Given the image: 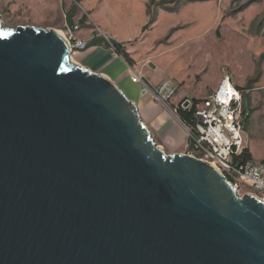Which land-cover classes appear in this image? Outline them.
Wrapping results in <instances>:
<instances>
[{"label": "water", "instance_id": "water-1", "mask_svg": "<svg viewBox=\"0 0 264 264\" xmlns=\"http://www.w3.org/2000/svg\"><path fill=\"white\" fill-rule=\"evenodd\" d=\"M61 33L0 18V264H264V203L166 155Z\"/></svg>", "mask_w": 264, "mask_h": 264}, {"label": "rangeland", "instance_id": "rangeland-1", "mask_svg": "<svg viewBox=\"0 0 264 264\" xmlns=\"http://www.w3.org/2000/svg\"><path fill=\"white\" fill-rule=\"evenodd\" d=\"M75 4L72 27L78 28V38L117 41L134 60L131 72L144 78V85L132 89L140 88L141 118L166 155L190 150L183 139L188 138L187 130L174 111L180 100L208 98L230 77L238 88L252 82L242 91L248 111L243 136L253 160L264 158V0H0V18L8 29L64 33L67 26L72 29L66 15ZM100 47L109 50L93 46L75 51L73 57ZM165 80L174 81L180 90L168 103L158 101L152 91ZM236 185L241 196L254 193Z\"/></svg>", "mask_w": 264, "mask_h": 264}, {"label": "built area", "instance_id": "built-area-1", "mask_svg": "<svg viewBox=\"0 0 264 264\" xmlns=\"http://www.w3.org/2000/svg\"><path fill=\"white\" fill-rule=\"evenodd\" d=\"M72 29L67 26L63 35L73 54L87 50L94 36L84 40L76 36L77 27ZM130 77L133 84L144 85L142 75L130 72ZM152 91L158 101L168 103L178 94L179 86L172 80H165ZM243 100V92L230 77H225L208 98L185 99L177 108L192 113V126L182 122L189 138L188 154L211 164L235 188L238 189L236 184L239 183L253 190L252 194L264 196V160L254 162L242 158L246 148L241 111ZM177 108L174 109L176 114Z\"/></svg>", "mask_w": 264, "mask_h": 264}, {"label": "crops", "instance_id": "crops-1", "mask_svg": "<svg viewBox=\"0 0 264 264\" xmlns=\"http://www.w3.org/2000/svg\"><path fill=\"white\" fill-rule=\"evenodd\" d=\"M73 60L75 63L79 64L80 66L88 68L94 73L102 74L104 76L111 78L115 82V84L119 87V89L131 100V102L134 103L138 108L140 107V104L142 102L141 100L142 97L140 95V88H138L137 91L132 90L135 87L134 86L135 84L132 83L130 77L131 69H134L136 67L135 66L132 67L129 64L125 63V61L116 53V51H114L113 49L103 50L101 49V47L95 48L84 55H79L78 59H75L73 57ZM217 89H215L212 92V94H214L217 91ZM185 99L195 100L193 98L185 97L182 98L180 102H182ZM180 122L182 123V121ZM183 139L186 148L189 149V144H188L189 138H183ZM245 145L246 148L249 150L250 148L246 140H245ZM263 160L264 158H262L259 161H254L253 159L251 161L261 162Z\"/></svg>", "mask_w": 264, "mask_h": 264}, {"label": "trees", "instance_id": "trees-1", "mask_svg": "<svg viewBox=\"0 0 264 264\" xmlns=\"http://www.w3.org/2000/svg\"><path fill=\"white\" fill-rule=\"evenodd\" d=\"M76 3L82 1V0H75ZM78 7L75 4L74 9H71L70 12L66 15V19H67V23L70 24L71 26L74 25V17L77 13ZM86 21V17L84 16L83 19L81 20L80 23L84 24ZM93 46H103L106 47L107 49H113L114 51H116V53L121 56L130 66H134V60L131 58L130 54L127 52L125 46L117 41L114 40H106L103 37H99V36H95L94 39L90 42L89 47H93ZM260 74V73H259ZM259 74H258V79H259ZM252 84V82L245 88H239L240 90H247L250 89V85ZM245 98V96H244ZM247 104L245 102V100H243V118L246 121L248 119V111L246 108ZM177 115L179 116L180 120L187 126H192V113L187 111V110H183L181 107L177 108ZM244 121V122H245ZM243 160L244 161H250L252 160V155L250 153V151L245 148V150L243 151Z\"/></svg>", "mask_w": 264, "mask_h": 264}, {"label": "bare ground", "instance_id": "bare-ground-1", "mask_svg": "<svg viewBox=\"0 0 264 264\" xmlns=\"http://www.w3.org/2000/svg\"><path fill=\"white\" fill-rule=\"evenodd\" d=\"M58 33H61L62 35H63V33L62 32H60V31H57ZM63 37H64V35H63ZM257 196V195H256ZM258 198H260L261 200H262V202L264 203V198H262V197H259V196H257Z\"/></svg>", "mask_w": 264, "mask_h": 264}]
</instances>
